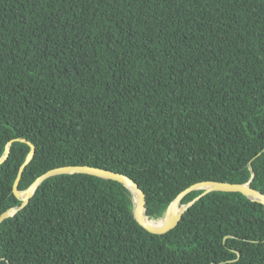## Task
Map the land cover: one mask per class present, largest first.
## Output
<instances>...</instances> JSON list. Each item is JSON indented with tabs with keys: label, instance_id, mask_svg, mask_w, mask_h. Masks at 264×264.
Instances as JSON below:
<instances>
[{
	"label": "trees",
	"instance_id": "obj_1",
	"mask_svg": "<svg viewBox=\"0 0 264 264\" xmlns=\"http://www.w3.org/2000/svg\"><path fill=\"white\" fill-rule=\"evenodd\" d=\"M10 141L0 214L23 202L30 142L20 191L102 167L151 219L202 181L264 193V0H0V158ZM134 209L117 180L50 176L0 224V264H264V203L242 192H208L163 234Z\"/></svg>",
	"mask_w": 264,
	"mask_h": 264
},
{
	"label": "water",
	"instance_id": "obj_2",
	"mask_svg": "<svg viewBox=\"0 0 264 264\" xmlns=\"http://www.w3.org/2000/svg\"><path fill=\"white\" fill-rule=\"evenodd\" d=\"M12 141H10L7 145L6 151L4 155L0 158V163L4 162L10 153V145ZM31 144V151L26 159V161L21 166L17 179L14 183V192L17 197L21 198L23 202L19 206H13L9 209L5 210L0 214V224L7 218L12 217L16 215L21 209L25 208L29 202L31 201V198L34 196L35 192L37 191L39 185L48 177L60 174V173H74V172H82V173H88L96 176H100L103 178L113 179L117 180L121 183H123L125 186H127L133 193L134 196V203H135V217L138 220V222L144 226L147 230H149L152 233L156 234H163L167 233L168 231L175 228L180 220L182 219L185 211L190 207L195 201L200 199L202 196L207 194L208 192L212 190H224V191H238L242 192L243 194L247 195L251 199L258 200L262 203H264V193L250 185V181L247 183H233L228 181H202L198 182L196 184H193L192 186L188 187L187 189L183 190L176 199L171 203V205L168 207L166 211V219L164 224H154L147 219H145L144 213H146V194L144 190L140 187L138 182H136L133 178L123 174L119 173L110 169L102 168V167H96L91 165H64L59 166L56 168H52L48 170L47 172L40 175L26 190L20 191L18 189V185L22 176V173L24 171V168L29 163L31 158L33 157L36 146L30 142ZM203 188L204 191L197 196L192 201L179 205L181 202V198L187 194L188 192L195 190V189H201ZM179 205L180 210L178 212H171L169 213L170 208L175 207ZM147 215V214H146ZM147 217H149L147 215Z\"/></svg>",
	"mask_w": 264,
	"mask_h": 264
},
{
	"label": "bare ground",
	"instance_id": "obj_3",
	"mask_svg": "<svg viewBox=\"0 0 264 264\" xmlns=\"http://www.w3.org/2000/svg\"><path fill=\"white\" fill-rule=\"evenodd\" d=\"M179 210H180L179 205H177L175 207L170 208L169 213H171V212H178ZM145 219H147L148 221H150V222H152L154 224H157V225L164 224V222H165V218L156 221L154 219H151V218L147 217L146 215H145Z\"/></svg>",
	"mask_w": 264,
	"mask_h": 264
},
{
	"label": "rangeland",
	"instance_id": "obj_4",
	"mask_svg": "<svg viewBox=\"0 0 264 264\" xmlns=\"http://www.w3.org/2000/svg\"><path fill=\"white\" fill-rule=\"evenodd\" d=\"M180 205V204H179ZM181 206V205H180ZM166 219V213H165V215L163 216V217H161V218H159V219H154V220H156V221H158V220H160V219Z\"/></svg>",
	"mask_w": 264,
	"mask_h": 264
}]
</instances>
